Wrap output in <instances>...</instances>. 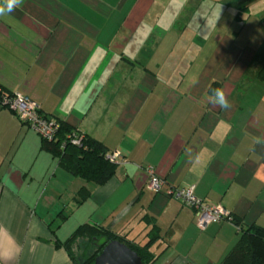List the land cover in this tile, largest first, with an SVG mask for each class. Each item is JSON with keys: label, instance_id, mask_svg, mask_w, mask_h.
Instances as JSON below:
<instances>
[{"label": "crops", "instance_id": "obj_1", "mask_svg": "<svg viewBox=\"0 0 264 264\" xmlns=\"http://www.w3.org/2000/svg\"><path fill=\"white\" fill-rule=\"evenodd\" d=\"M155 5L24 0L0 16V88L30 97L122 160L79 202L86 182L0 106V264H75L55 240L85 223L138 244L155 224L151 264H220L243 229L264 227V30L253 45L235 34L211 41L176 18L149 20ZM212 81L227 108L207 93ZM147 167L164 189L192 186L241 227L224 220L199 229L192 208L145 188Z\"/></svg>", "mask_w": 264, "mask_h": 264}, {"label": "trees", "instance_id": "obj_2", "mask_svg": "<svg viewBox=\"0 0 264 264\" xmlns=\"http://www.w3.org/2000/svg\"><path fill=\"white\" fill-rule=\"evenodd\" d=\"M257 79L264 80V67L259 70ZM217 88H220V83L212 81L207 88V93L213 95L212 90ZM40 113L48 117L42 110ZM53 120L59 124L55 136L51 140L41 137V149L48 151L65 171L86 182V185L81 187L76 195L79 202L84 201L90 195V187L106 183L115 174L116 167L120 163L108 159L107 155L114 151L110 152L103 142L87 135L64 120ZM74 139L78 140V143H73ZM229 216L230 221L232 220L238 227H241L238 220L230 214ZM100 236H105L108 241L115 239L125 243L141 257L142 264H151L154 261L155 255L151 252L150 247L160 237L155 224L147 233L146 242L138 244L126 240L123 236H117L101 226L85 223L77 226L65 240L56 239L55 246H63L75 264H93L94 258L101 249H97L90 241L92 238ZM78 239H86L88 246L94 248L89 256L81 255L83 259L76 258L70 247ZM220 264H264V227L253 225L243 229L239 239Z\"/></svg>", "mask_w": 264, "mask_h": 264}, {"label": "rangeland", "instance_id": "obj_3", "mask_svg": "<svg viewBox=\"0 0 264 264\" xmlns=\"http://www.w3.org/2000/svg\"><path fill=\"white\" fill-rule=\"evenodd\" d=\"M156 3V8L149 14V20L160 17L157 22L164 24L166 19L168 22V18H176L178 23H188L186 33L212 36L211 41L216 35L235 34L236 43L253 45L259 33L264 30V24L256 23L255 19L259 11L264 12V0H156ZM229 3L238 4L231 7ZM237 14L240 20L234 18ZM211 44L214 46L215 43ZM70 247L74 256L80 259H83L81 255L87 257L94 250L88 246L86 239H78Z\"/></svg>", "mask_w": 264, "mask_h": 264}, {"label": "built area", "instance_id": "obj_4", "mask_svg": "<svg viewBox=\"0 0 264 264\" xmlns=\"http://www.w3.org/2000/svg\"><path fill=\"white\" fill-rule=\"evenodd\" d=\"M0 106L11 109L21 122L27 124L40 137L51 140L55 136L59 124L43 116L40 113V105L30 97L19 93L9 94L0 88ZM72 142L78 143V140L74 139ZM107 157L112 162H122L117 151L108 154ZM145 173L147 177L145 188L153 193L163 192L166 196L179 200L182 204L192 208L196 214L195 224L199 229H204L208 223L213 221L221 222L230 219L229 213L223 206L205 202L194 193L192 186H167L164 189V180L152 167H147Z\"/></svg>", "mask_w": 264, "mask_h": 264}, {"label": "water", "instance_id": "obj_5", "mask_svg": "<svg viewBox=\"0 0 264 264\" xmlns=\"http://www.w3.org/2000/svg\"><path fill=\"white\" fill-rule=\"evenodd\" d=\"M90 243L101 249L94 258L93 264H142L141 257L118 240L108 241L105 236H100L92 238Z\"/></svg>", "mask_w": 264, "mask_h": 264}, {"label": "clouds", "instance_id": "obj_6", "mask_svg": "<svg viewBox=\"0 0 264 264\" xmlns=\"http://www.w3.org/2000/svg\"><path fill=\"white\" fill-rule=\"evenodd\" d=\"M23 2L24 0H0V16L7 15L16 8H19ZM212 94L216 97L217 104H219L222 108L228 107V101L221 89H213Z\"/></svg>", "mask_w": 264, "mask_h": 264}]
</instances>
